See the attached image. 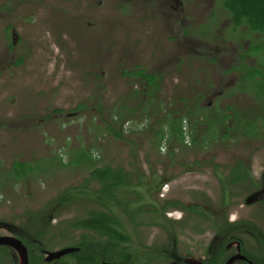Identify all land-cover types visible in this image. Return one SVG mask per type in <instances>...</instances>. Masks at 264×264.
<instances>
[{
    "label": "rangeland",
    "instance_id": "1",
    "mask_svg": "<svg viewBox=\"0 0 264 264\" xmlns=\"http://www.w3.org/2000/svg\"><path fill=\"white\" fill-rule=\"evenodd\" d=\"M3 1L0 169L9 168L14 160L33 164L41 160L48 167L18 182L10 178L6 185H0V232L4 223L22 220L27 210L55 205L53 211H59L53 202L59 192L81 183L90 166L106 162L140 168L151 186L165 179L159 198L192 201L195 196L200 199V192L208 191L215 201L217 179L209 166L187 167L181 172L174 162L147 146L156 138L142 129L140 122L146 119L156 125V116L162 111L170 116L189 113V119L197 117L198 121V114L205 120L221 113L229 117L231 107L251 118L254 114L264 116V99L255 94L264 98V87L252 85L255 92L251 87L239 88L240 73L231 70L237 54L248 46L256 54L252 45L257 38L264 39L263 35L244 24L234 30L223 0H160L163 4L159 10L151 7L158 0H30L17 5ZM9 25L17 32L15 44ZM182 28L188 29L186 35ZM184 40L189 47L182 43ZM260 51L264 53V46ZM254 57L248 61L263 63L262 57ZM137 67L158 73L160 87L149 93L145 81L123 73ZM225 82H233L234 87L225 86ZM192 100L198 109L189 110ZM144 102L153 108V114L150 108H143ZM155 102L157 106H152ZM134 105L135 109L126 114ZM257 121H261L259 117ZM119 123L126 138L135 142L131 154L128 141L114 136L110 129ZM224 124L232 131L229 123ZM217 129L223 132L221 127ZM201 140L195 136L196 142ZM227 140L196 148L200 155L206 148L207 158L221 161L233 153L237 156L238 147L247 148V138L238 146ZM81 149L94 151L92 162L71 164L72 159L78 160ZM181 151L186 152L183 158L199 155L175 144L177 160ZM258 157L264 162V153ZM171 175L173 178H166ZM98 185L93 180L90 188ZM87 204L83 199L67 203L75 213H81Z\"/></svg>",
    "mask_w": 264,
    "mask_h": 264
},
{
    "label": "flooded vegetation",
    "instance_id": "2",
    "mask_svg": "<svg viewBox=\"0 0 264 264\" xmlns=\"http://www.w3.org/2000/svg\"><path fill=\"white\" fill-rule=\"evenodd\" d=\"M9 1L17 5L30 0ZM7 2L8 0H4L2 4H8ZM139 2L142 0H136V3ZM162 4L158 0L151 7L159 10ZM144 11L146 12V8ZM237 27L234 25V30ZM8 29L12 34V44H15L17 32L12 25ZM187 30L182 28L181 32L186 35ZM182 43L188 45L186 40ZM249 49L248 46L237 54V64L234 62L231 67L232 72L236 70L240 73L238 87L242 89L252 88V85L262 82L258 76H254V80L246 78L245 74L254 67L259 68V63L264 66L259 61H248L256 55ZM253 60H256L255 57ZM128 77L140 79L139 76ZM229 84L230 88L234 87L233 82L224 83L225 86ZM191 103L189 110L199 108L195 100ZM142 105L143 108L151 107L146 102ZM152 106H157V102ZM158 106L160 107L159 103ZM135 107L130 106L125 113H131ZM152 110L150 108V114ZM188 115L192 116L189 113H173L170 116L162 111L156 116V125L152 126L149 124L150 120L146 122L144 119L140 122V127L143 126L156 138V141H150L151 144L147 146L163 154L168 162H174L173 166L179 167L181 172L187 167L191 170L195 166H200L201 169L209 166L217 179L215 201L209 197L208 191L200 192V199L195 196L192 201L175 197L159 198V190L167 183L165 179L151 186L150 179H146L142 170L136 166L130 169L110 162L93 165L89 167L88 175L81 183L63 188L54 198L53 202L58 204L59 211H53L55 205H47L34 211H25L22 220H10L3 224L4 230L0 232V264H264V162L258 157L260 153H264V116L259 117V122L256 119L258 123L255 124L253 119L256 114L251 118L243 111L231 107L229 117L225 113L216 114L207 117V124L201 114L197 116L204 122L198 121L197 117L189 119ZM146 116L147 114L143 117ZM169 116L176 119L171 120ZM183 120H186L187 137L175 132V127L183 129ZM224 123H229L232 131ZM220 127L223 132L218 133L217 128ZM158 130L164 132L161 140ZM171 134L174 137L169 138ZM196 135L203 139L200 143L195 141ZM119 138L128 141L129 154L135 152V142L126 138L125 130L122 129ZM225 138H229V144L237 146L242 143V139L247 138L244 143L247 148L238 147L237 156L233 153L227 161H221L218 157L207 158L204 153L207 152L206 148L201 155L200 149L196 148V145L206 146L218 140L224 141ZM175 144L182 150L193 149L194 154L199 155L190 159L183 158L186 152L181 151L177 160L173 153ZM83 150L85 149H81L80 154ZM84 153L88 157L82 156L76 161L72 159L70 163L89 159L92 162L94 151L90 149ZM60 161L62 164V159ZM38 162L46 165L41 160ZM105 165L121 167L128 173L116 195L119 204L113 200L110 203L102 202V196H99L101 184L97 180L98 187L90 188V183L94 180L90 178V169ZM14 176H10L13 181L16 179ZM10 178L0 185H6ZM23 178L25 176L16 179V182ZM76 199L88 201L81 213L71 211L67 205ZM234 205L237 206L236 210ZM241 207L244 208L240 209ZM94 211L107 212L109 216L118 219L114 223V234L118 236H110L90 227V218L104 217L102 214H94ZM7 236L10 240L6 242Z\"/></svg>",
    "mask_w": 264,
    "mask_h": 264
},
{
    "label": "trees",
    "instance_id": "3",
    "mask_svg": "<svg viewBox=\"0 0 264 264\" xmlns=\"http://www.w3.org/2000/svg\"><path fill=\"white\" fill-rule=\"evenodd\" d=\"M222 6L225 8L230 18L233 21V24L236 26H239L241 24L246 25L251 31L257 32L263 35L264 37V0H223ZM264 46V39L257 38L255 42L253 43L252 47L253 50L256 52V55L259 57H262L263 63H264V53H262L260 50ZM262 53V54H261ZM261 54V55H260ZM125 75H128L130 77H140L143 81L146 82V84L149 87V93L153 92L155 89L160 87V79L161 76L157 73H151L146 72L143 68L137 67L133 70H126L123 71ZM246 75V78L249 80L253 79L254 76L260 77L262 79V82H257V87H264V69L260 68H253L252 70L248 71ZM254 80V79H253ZM260 99H264L262 96L256 93ZM261 114H258L255 117V124L256 119L260 117ZM172 119H176V117H170ZM122 123H119L120 125ZM212 123H210L211 125ZM215 124V123H214ZM112 133L114 136L120 137L122 135V125L115 127H110ZM176 133H178L180 136H183L182 129H179V127H175ZM158 137L161 140V138L164 135V132H161L160 130L157 131ZM170 134V131H169ZM84 151L80 155H77L78 159L82 156H85ZM84 153V154H83ZM90 152V156H91ZM88 157V156H85ZM91 158V157H90ZM76 161V160H75ZM39 163V162H38ZM38 163L33 164L28 161H20V160H14L12 165L9 168H1L0 169V183H3L5 179L7 180L10 178V176H14V178H22L23 176L29 175V173H32L39 169H46L48 166L46 165H39ZM90 178L97 180L101 184V189L99 196L101 197V200L103 203H110V201H114L116 203H120L116 195L118 194V191L120 190L119 187L122 185L124 181V177L128 174L125 172L121 167H112L111 165H105L102 167H92L90 169ZM73 188V187H70ZM98 199V197H97ZM94 214H102L104 217L98 216L97 218H90V227L98 229L99 231L106 233L110 236H118V234L115 233V227L114 223L118 221V219H115L114 217L109 216L107 212H95Z\"/></svg>",
    "mask_w": 264,
    "mask_h": 264
},
{
    "label": "clouds",
    "instance_id": "4",
    "mask_svg": "<svg viewBox=\"0 0 264 264\" xmlns=\"http://www.w3.org/2000/svg\"><path fill=\"white\" fill-rule=\"evenodd\" d=\"M182 131H183V136L187 137L188 136V130H187L186 124L184 125Z\"/></svg>",
    "mask_w": 264,
    "mask_h": 264
},
{
    "label": "water",
    "instance_id": "5",
    "mask_svg": "<svg viewBox=\"0 0 264 264\" xmlns=\"http://www.w3.org/2000/svg\"><path fill=\"white\" fill-rule=\"evenodd\" d=\"M8 240H10V237H5V241L7 242ZM20 253H21V251H20ZM21 256H22V254H21Z\"/></svg>",
    "mask_w": 264,
    "mask_h": 264
}]
</instances>
